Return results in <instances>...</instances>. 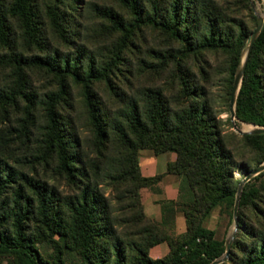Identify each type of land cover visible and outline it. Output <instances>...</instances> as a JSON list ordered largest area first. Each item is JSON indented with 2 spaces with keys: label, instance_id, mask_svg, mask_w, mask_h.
<instances>
[{
  "label": "trees",
  "instance_id": "16d2710c",
  "mask_svg": "<svg viewBox=\"0 0 264 264\" xmlns=\"http://www.w3.org/2000/svg\"><path fill=\"white\" fill-rule=\"evenodd\" d=\"M76 1L0 0V255L16 264H210L225 243L201 220L213 206H233V172L246 169L238 159L244 149L256 165L264 161V132L225 128L232 126L234 75L257 23L251 1L237 0L250 21L217 0H86L82 10ZM147 29L168 41L150 48L155 59L138 55ZM98 34L107 36L102 45ZM209 51L225 55L226 118L209 90L213 74L203 63ZM129 56L138 57L134 68L127 67ZM35 71L52 86L37 90ZM131 75L155 81L138 87ZM235 118L264 126V20L245 63ZM142 148L176 153L166 172L180 176L179 194L159 201L160 221L146 215L141 201L140 188L162 176L140 173ZM49 173L67 178L73 193H60ZM259 174L264 188V168ZM102 176L119 210H128L123 229ZM258 190L246 181L240 207L253 204ZM177 212L185 217L180 233ZM242 215L228 258L218 264H264V231ZM48 241L53 255L39 245ZM161 241L167 253L152 257L149 247ZM71 251L78 258L67 261L63 252Z\"/></svg>",
  "mask_w": 264,
  "mask_h": 264
},
{
  "label": "rangeland",
  "instance_id": "374dc122",
  "mask_svg": "<svg viewBox=\"0 0 264 264\" xmlns=\"http://www.w3.org/2000/svg\"><path fill=\"white\" fill-rule=\"evenodd\" d=\"M85 1L86 0L76 1L79 10H82L84 8ZM98 1H101V0H98ZM217 1H220L223 4L225 3V4L230 5L232 7L231 13L235 15H239V17L241 18H245V19L249 18L248 17L249 12L244 10L242 7H239L237 0H217ZM251 1H252L253 12L255 14L259 13L261 15H264L263 1L262 0H251ZM87 20L88 19H86V21ZM249 21H250V18H249ZM144 32H145V38H144V41L142 42V45H139L138 55L140 57L147 55V57L151 59H155V57L153 56L154 52L150 51V48L158 49L164 46L168 42L167 38L164 35L154 33L153 31L149 29L145 30ZM105 39H107V36L103 34H98L94 38V40L97 41V44L99 45H102ZM148 54H151V56H149ZM243 56H244V53L242 54V59H243ZM129 57H130L129 58L130 61H128L129 64H127V67L133 66L134 68L137 64L138 57L136 56L135 57L129 56ZM204 59H205V61L203 62L204 66L210 69L213 74V78H211L209 82V90L212 91L213 102L216 105V107L220 110L221 116H223V118H226L227 113L223 110L225 91H226V75H227L225 71V66L223 64L225 55L222 52L209 51L204 55ZM130 77H131L132 83L138 87H141L143 84H149L151 83V81L152 82L155 81V80H152L151 76L148 77L146 75H138L136 77L134 75H131ZM33 79H34V84L36 85L37 90L39 91H43L47 89L48 87H51L53 84V80H51L50 78H47L45 74L38 72V71L33 72ZM76 96H78V94H76ZM231 123H232V126H229L228 122L225 124V128L227 131L234 130L238 132L235 129L234 123L236 124L238 128L242 130H249L255 125V124L240 121V120L238 121L236 120V118L231 119ZM86 133L87 131H85V134ZM145 151L149 152V150L144 149V148L139 149L138 155L141 156ZM238 159H241V161L246 165V169L243 167V165H240V167L236 168L233 172V179H234L233 181L234 183L237 184V188H238L240 181L246 176L247 172L253 170L259 165V164L256 165L255 156H253L252 151L248 149H244L241 152ZM246 159H250L249 161L251 163L250 165L247 164V162L245 161ZM259 172L260 171L253 173L251 177L246 180V181H250L253 184H255V187L260 188V190H258V192L256 193V196L254 197L253 204H247V205L240 207L239 201H238L235 215H234V203H233V206L225 205V204L216 205L210 208L207 216L201 220L202 225L208 228L214 229L215 237L218 239H223L224 243L226 239H229V237L234 232L232 236V241H233V238L237 232V225L235 226L234 217H236V219L238 220L239 210L242 211L243 213L242 216L247 224L252 225L258 231L259 230L264 231V188L260 187V183L263 179V175L259 174ZM49 176H50L49 181L55 184V186L57 187L60 193H62L63 195H69L73 193L74 188L72 187V183H70L67 180V178H63L58 175L53 177L50 173H49ZM177 178L180 184V176L177 175ZM246 181L243 182L242 188ZM99 182L102 185L101 187L104 190L105 194L109 196L112 202V205L115 209L114 213L118 217H120L117 227H122L123 229L124 227L123 217L125 213H128V210H122V209L119 210L120 202L117 201L116 199L117 194L113 193L111 184L108 182L107 177L102 176ZM53 237L57 239L58 235L55 234ZM39 245L41 247V250H43L46 254L48 255L54 254V246L51 241H48L47 243L43 242V243H40ZM63 257L66 258L67 261H69V260L77 259L78 254L74 253L73 251L68 252V253L63 252ZM0 264H16V263L14 262L12 255L5 254V255H0Z\"/></svg>",
  "mask_w": 264,
  "mask_h": 264
},
{
  "label": "crops",
  "instance_id": "0c3cea01",
  "mask_svg": "<svg viewBox=\"0 0 264 264\" xmlns=\"http://www.w3.org/2000/svg\"><path fill=\"white\" fill-rule=\"evenodd\" d=\"M145 151L139 156V170L142 175L152 176L161 173V178L152 186L140 188L141 201L147 216L160 221L162 218L161 199H176L179 194V181L176 174L166 172L168 161L176 158L174 151H163L155 154L152 150ZM151 151V152H150ZM155 154V155H154ZM175 233L185 230V217L181 212L175 214ZM169 247L165 241L158 242L149 247L152 257H160L167 253Z\"/></svg>",
  "mask_w": 264,
  "mask_h": 264
},
{
  "label": "water",
  "instance_id": "95a60500",
  "mask_svg": "<svg viewBox=\"0 0 264 264\" xmlns=\"http://www.w3.org/2000/svg\"><path fill=\"white\" fill-rule=\"evenodd\" d=\"M251 3H252V1H251ZM256 16H257V23L255 25V28L253 29V31L250 34V38L248 40L246 47L244 48V50L242 52V54L244 53V56H243V59L241 60L239 67L237 68V70L235 72L233 83H232L229 105H228L231 119L235 118V98H236V94H237V91H238L240 83H241V78H242V75L244 72V67H245L247 57H248V53L251 49V46H252L254 39L256 38V36L258 35V33L262 27L263 20H264V15L256 13ZM234 125H235V129L240 133H243V132H250V133L264 132V126H260V125H254L249 130H242V129L238 128L235 123H234ZM263 168H264V161L261 164H259L256 168H254L253 170L247 172L246 176L240 181L238 188H237V191H236V196H235L234 215H235L237 204H238V201L240 198V192H241L243 182L246 181L248 178H250L253 173L261 171ZM234 218H235V226H236L237 225V221H236L237 219H236V217H234ZM233 234H234V232L229 237V239H226V241H225V251L221 255L215 257L210 262V264H218L222 261H225L228 258Z\"/></svg>",
  "mask_w": 264,
  "mask_h": 264
}]
</instances>
